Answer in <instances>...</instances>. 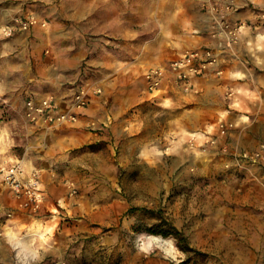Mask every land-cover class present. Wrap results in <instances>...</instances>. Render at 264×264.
I'll use <instances>...</instances> for the list:
<instances>
[{
    "label": "rangeland",
    "instance_id": "374dc122",
    "mask_svg": "<svg viewBox=\"0 0 264 264\" xmlns=\"http://www.w3.org/2000/svg\"><path fill=\"white\" fill-rule=\"evenodd\" d=\"M32 14L29 28L0 33V152L41 168L57 216L47 206L14 212L6 225L17 233L4 227L1 264H21L18 252L30 247L38 264H170L159 251H137L141 232L175 236L183 264H262L264 149L255 161L242 154L264 143V0L243 1L250 27L213 95L146 88V68L204 35L193 0H0V26ZM82 84L89 105L75 124L27 122L30 94L52 93L67 106ZM107 113L117 127L97 125ZM221 118L236 124L211 142ZM237 134L251 145L232 147ZM36 218L45 238L30 240Z\"/></svg>",
    "mask_w": 264,
    "mask_h": 264
},
{
    "label": "built area",
    "instance_id": "2783aa9c",
    "mask_svg": "<svg viewBox=\"0 0 264 264\" xmlns=\"http://www.w3.org/2000/svg\"><path fill=\"white\" fill-rule=\"evenodd\" d=\"M193 1L207 17V32L212 44L187 49L165 63L146 68L144 71L146 88L153 96H169L175 92L182 94L201 92L200 79L208 72H215L218 75L224 73L226 55L236 48L244 30L250 27L247 20L240 15L244 0ZM37 21L34 14L17 18L16 23L0 26V33L10 35L17 28L27 29ZM100 89L101 86H98L93 91L97 92ZM88 105L89 88L82 84L75 90L70 102L64 108L52 93L41 97L30 94L25 100L24 114L30 124L51 128L75 123ZM235 124L233 120L221 118L217 132L211 136L210 141L216 143L219 138L228 136ZM263 149L264 143L258 149L252 152L245 151L242 155L255 161L262 155ZM75 191L76 188L70 186V194L73 195ZM4 193L13 200L12 206L5 204ZM44 206L49 207L41 168L28 165L24 157L0 152V248L6 239L4 227L7 226V220L12 217L16 209L28 215H35ZM49 208L52 214H56V205ZM56 264H64V262L59 261Z\"/></svg>",
    "mask_w": 264,
    "mask_h": 264
},
{
    "label": "crops",
    "instance_id": "0c3cea01",
    "mask_svg": "<svg viewBox=\"0 0 264 264\" xmlns=\"http://www.w3.org/2000/svg\"><path fill=\"white\" fill-rule=\"evenodd\" d=\"M195 2V1H194ZM196 3V2H195ZM196 7H197V10H198V12L200 13V15H201V18H200V25L197 27V31H203L204 32V35H200L199 34V37H200V39L198 40V44L196 45V46H194V47H192V48H195V47H197V46H205V45H211L212 44V40H211V38H210V36H209V34H208V32H207V25H208V22H207V17H206V15L203 13V12H201L200 10H199V8H198V6H197V4H196ZM250 30V28H248L247 29V31H249ZM243 35L245 36L246 35V32L245 33H243ZM242 35V39H241V41L243 40V38H244V36ZM259 35H260V33H259ZM263 35V34H262ZM202 36V37H201ZM240 44H241V42L236 46L237 48H239V46H240ZM226 62H225V67H226V71L230 68V66L232 65V59H234L235 58V54L234 53H232V52H230V53H228L227 55H226ZM158 64H162V63H158ZM153 65H155V64H153ZM224 74V73H223ZM223 74H220V75H218V74H216L215 72H208L203 78H201L200 79V84H201V86H202V91L200 92L201 93V95L202 94H205V93H207L208 91L209 92H211V93H209V94H211V95H213L214 94V84H216V82H217V80L220 78V77H222L223 76ZM219 83V82H218ZM189 94V93H188ZM191 94V93H190ZM65 106H62V108H64ZM89 115V114H88ZM88 115H83V117H85V118H89V116ZM102 117H100L97 121H95V122H98V126L99 127H104V126H109L110 128L111 127H117V125L116 124H113L114 122H112V116H111V114H109V113H107V114H102L101 115ZM138 115H137V113L136 112H133L132 113V115H131V119L132 120H135V123L136 124H138L140 121H139V118L137 117ZM76 123V122H75ZM75 123H72V124H75ZM140 125V124H139ZM138 126V125H137ZM112 128V129H113ZM80 130H84V131H86V132H88V133H90V134H96L97 135V133H102V131H98V132H94L93 133V131H89V130H87V129H85L84 127L83 128H81ZM152 131H154V130H152L151 128H148V134L150 135L151 133H153ZM193 132V134L196 132L195 130H193L192 131ZM114 133H115V131H114ZM231 145H232V147H234V148H238V149H241V148H244V147H247V146H250L251 145V143H250V140H249V137L248 136H245V135H239V134H237V135H233L232 137H231ZM27 164L28 165H35V164H32L29 160H27ZM50 168H52V167H50ZM49 168V169H50ZM48 184V186L49 187H47V188H49V190L51 191L52 190V188L54 187V186H56L57 185V183H56V181H55V178L54 177H52L51 176V181L50 182H48L47 183ZM3 200H4V202H5V204H7V205H9V206H12L13 205V200L10 198V196L8 195V194H6V193H4L3 194ZM15 212H20V210H18V209H16L15 210ZM22 213V212H21ZM30 216H33V215H30ZM52 216H57L56 214H52ZM40 218H36L35 219V221H34V224L31 226V227H29L28 229H27V231L28 232H26V233H31L32 232V230L33 229H35V228H37V227H39L38 226V222H36L37 220H39ZM41 221V229H42V231L44 232V230L43 229H45L44 228V224H43V221H42V219L40 220ZM6 228H7V234L10 236V237H13V234L15 233H17L16 231H14L13 229H12V227L10 226V225H7L6 226ZM10 230V231H9ZM14 232V233H13ZM26 233H24V234H26ZM23 234V235H24ZM23 235H21L20 237H22ZM44 235V234H43ZM18 236V235H17ZM19 237V236H18ZM37 237V236H36ZM44 238H45V235H44ZM15 245H16V241H15ZM3 246H4V244L1 246V248H0V259H1V254H2V251H3ZM36 249V248H35ZM19 250H20V248H19ZM19 253V252H18ZM0 264H1V262H0Z\"/></svg>",
    "mask_w": 264,
    "mask_h": 264
},
{
    "label": "clouds",
    "instance_id": "9594fccd",
    "mask_svg": "<svg viewBox=\"0 0 264 264\" xmlns=\"http://www.w3.org/2000/svg\"><path fill=\"white\" fill-rule=\"evenodd\" d=\"M148 227H152L149 223ZM160 235L152 236L144 232L135 235L133 245L138 252L145 255H151L153 252L159 251L165 260L170 264H183L187 260V255L178 246L175 236L169 235L166 240L161 239ZM16 251V250H15ZM21 264H38L42 259L39 252L31 247L27 249V254L18 253Z\"/></svg>",
    "mask_w": 264,
    "mask_h": 264
},
{
    "label": "bare ground",
    "instance_id": "6f19581e",
    "mask_svg": "<svg viewBox=\"0 0 264 264\" xmlns=\"http://www.w3.org/2000/svg\"><path fill=\"white\" fill-rule=\"evenodd\" d=\"M41 219H39V220H37L36 222H38V226L39 227H37V228H35L34 229V231L32 230V232L31 233H27L29 236H30V240H32L33 238H34V235L35 234H40L41 236H43V234H44V232L42 231V229H41V221H40ZM6 228V227H5ZM10 231V230H9ZM6 233H7V228H6ZM26 242V241H25ZM23 245H24V243H23ZM25 248V247H24ZM26 249V248H25ZM22 250V249H21ZM23 253H24V251H23Z\"/></svg>",
    "mask_w": 264,
    "mask_h": 264
}]
</instances>
